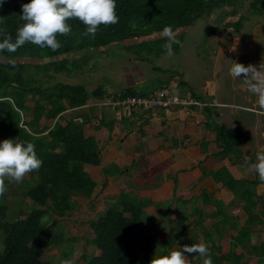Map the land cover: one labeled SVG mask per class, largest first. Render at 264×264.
Instances as JSON below:
<instances>
[{"label":"trees","instance_id":"16d2710c","mask_svg":"<svg viewBox=\"0 0 264 264\" xmlns=\"http://www.w3.org/2000/svg\"><path fill=\"white\" fill-rule=\"evenodd\" d=\"M245 1L251 11L264 15V0ZM23 2L24 0H4L0 6V27L5 30V34L11 33L13 40L18 27L23 23L20 18ZM229 3L231 4V0H117L118 22L101 24L94 36L84 35L87 26L79 18L72 17L68 19V23L72 25L71 32L57 34L61 41V46L57 49L41 47L29 41L14 52L6 49L0 51V136L2 139L17 137L34 142L37 155L43 160L39 169H33L18 182L21 188L18 202H11L6 192L0 195V246L3 245L0 264H51L42 260L41 256L45 250L61 245L65 240L63 232L51 233L53 226L48 223L49 218L52 215H69L77 205L76 197H90L96 188V181L84 169V164L101 163V155L96 153L99 150L96 138L86 136L83 130V123L88 118L82 117L83 121L77 122L75 117H70L63 124L59 121L62 113L87 104L91 98H114L136 93L147 95L153 91L149 85L144 91L130 87L108 94L104 85L88 90L83 84L51 82L56 78L55 75L82 70L94 52L114 43H123L125 49L136 52L139 58L149 61L168 51L165 46L168 37L162 31L168 25L176 33L182 31L177 33L180 43L173 44V51L178 52L184 41V32L197 19ZM243 19L241 16L236 22H228V26L238 31L243 27ZM154 69L176 73L160 66ZM172 77L170 75L164 80L155 81V86H169ZM181 86L189 87L196 96L188 82L181 80ZM30 100L33 101L32 105L28 104ZM43 118L55 122L53 125L42 124ZM206 118L209 119L208 112ZM101 122L111 129L112 122L108 123L104 119ZM207 122L209 123L208 120ZM213 128L216 131L215 142L220 148L216 155L226 157L237 154L239 149L235 132L221 124H215ZM128 167L139 169L138 182L142 185L160 170V166H150L144 156L138 157ZM126 168L113 163L105 167L104 172L106 175L115 172L120 174ZM200 169L202 177L211 176L230 188L244 202L243 208L248 215L242 228L232 224L237 234L229 254L221 253V246L216 244L212 231H201L204 240L211 243L208 247L212 264H247L239 262V257L235 258L234 255L236 247L250 239L252 227L263 222L259 214L254 212L258 203L255 188L259 179H237L225 166L211 170L200 164ZM5 182L6 188L17 192L12 185L13 181L6 179ZM175 182L177 184L176 178ZM147 202L126 191L108 200L104 213L89 220L93 236L87 241L101 254L84 256L87 258L85 264H149L154 254L169 252L168 247L175 242L182 248L185 244L191 246L199 243L197 228L175 225L172 231L177 232L176 237H169L168 247L154 253L151 233L139 238L136 235L142 231L151 232L154 227L152 215L144 210ZM21 203L26 204V211L21 208ZM215 203L219 209L222 208L221 200H215ZM22 213H25V217H21ZM217 214L221 215L222 222H231L223 210H218ZM187 217L188 213L182 214L183 224ZM188 233L192 236H188ZM140 244L145 249L143 256L138 255L137 247ZM253 248L258 256L256 264H264V238ZM215 253L218 255L215 256ZM190 254L197 258L192 264H205L201 262L204 256L199 253Z\"/></svg>","mask_w":264,"mask_h":264},{"label":"crops","instance_id":"0c3cea01","mask_svg":"<svg viewBox=\"0 0 264 264\" xmlns=\"http://www.w3.org/2000/svg\"><path fill=\"white\" fill-rule=\"evenodd\" d=\"M233 40V47L229 50L236 55L225 64L227 75L224 80L219 83L217 79L207 78L198 88H193L197 97L187 87L194 99V103L188 107L147 112L139 109L118 110L113 106L109 112L99 109L100 119L95 123L93 119L96 113L93 110L97 108L95 105L90 106L88 101L83 106L63 112L59 121L64 124L70 117L88 118L83 123V130L86 136L96 138L101 163L84 164V169L97 183L93 194L87 198H93L96 189H101V212L105 210L107 201L116 198L122 191L147 200L144 207L146 211L172 210L171 207H174L181 216L183 213L189 214L184 224L181 220V224L183 228H197L199 243L203 237L202 232L212 231L223 254L230 253L237 234L232 224L242 228L248 215L243 208L244 202L230 188L211 176L202 177L200 164L211 170L225 166L237 179H259L255 188L258 203L254 212L259 214L263 222L252 227L250 239L238 245L234 255L235 258L239 257V262L249 264L253 259L256 264L258 256L253 246L259 245L264 238V180L259 178L251 164L255 162L258 153H264V106L260 105L258 94L249 90L245 78L231 74L230 66L238 60L245 64L251 63L259 72L264 73V32L253 30L240 33ZM206 112L209 119L206 118ZM103 119L108 123L112 122L111 129L101 122ZM44 121L43 118L41 122ZM54 122L52 120L50 125ZM215 124L224 125L235 132L239 149L237 154L226 157L216 155L220 148L215 142ZM130 131L134 139H130ZM140 156H144L150 166H160V170L143 185L136 180L137 188L124 180L123 175H131V168L128 166ZM113 163L127 168L123 173L106 175L104 168ZM87 166L101 167L103 176L95 178L86 169ZM119 180L123 184L118 188L115 183ZM215 200L223 202L221 209ZM218 210H223L231 222H222L221 215L217 214ZM237 210L240 212L233 214ZM152 219L153 216L151 222L154 224ZM198 221L200 224H197ZM203 242L207 246L211 244L204 237ZM224 242L229 244L227 249L224 248ZM163 245L164 248L168 247L167 241Z\"/></svg>","mask_w":264,"mask_h":264},{"label":"rangeland","instance_id":"374dc122","mask_svg":"<svg viewBox=\"0 0 264 264\" xmlns=\"http://www.w3.org/2000/svg\"><path fill=\"white\" fill-rule=\"evenodd\" d=\"M241 16L244 19L243 27L240 30L236 31L228 26V22H236ZM253 30L264 32V15L251 11L248 2L245 0H231V4L220 6L212 13L197 19L184 32V41L178 52L172 51L169 53L167 51L147 61L139 58L136 52L125 49L123 43H114L107 48L104 47L94 52L88 62L84 64L82 70L72 74H56V78L52 79L51 82L62 81L71 84H83L88 90L104 85L108 94H115L130 87L135 88L137 91H144L146 87L149 88V85H151L150 88L155 90L157 89L155 81L164 80L173 75L169 81L172 91L176 94H191L187 87L181 86V80L188 82L194 89L202 85L207 78L217 79L221 83L222 79L224 80V76L227 75L225 73V64L236 55L229 50L233 47L234 36L240 33L252 32ZM181 32L177 31L179 34ZM156 66H160L164 70H173L176 73L156 71L154 69ZM177 72L183 76H180ZM88 101L90 106L95 105L97 108V110H93L96 113V116L93 115V122L95 123L100 119L99 109L109 112L114 106V99L110 96L103 99L91 98ZM28 104L32 105L33 101H28ZM41 123L50 125L52 120L45 119ZM129 133H131L130 139H134L132 132L130 131ZM0 140H2L1 136ZM86 169L95 178L99 179L100 175L103 176L102 169L99 166H87ZM130 171L131 175L124 174L123 179L128 180L130 185L137 186L136 180L139 179L140 171L136 167H132ZM25 176H27V173ZM134 176H136V179ZM115 184L119 188L123 182L119 180ZM12 185L17 192L7 188L6 193L9 194L8 199L15 203L18 202L21 188L17 182L13 181ZM137 188L139 187L137 186ZM96 190L95 196L91 199L78 195L76 197L77 205L69 215L65 217L52 215L49 218L48 223L53 226L52 230H50L51 233L63 232L65 242L45 250L41 256L42 260L49 261L51 264H59L61 258H71L73 264H85L87 258L84 256L101 254L98 249L87 241L93 236L89 220L96 219L104 213V210L102 212L99 210L103 204L102 190L99 188ZM25 205V203H21V208L26 211ZM14 208L15 206L13 205L12 209ZM171 209L147 210L153 216L154 227L151 232L142 231L136 234L139 238L151 233L153 237L151 245H154V253L161 252L162 247L165 246L163 244L169 237H176L177 232L172 231L174 224H179L177 226L181 227L179 210H175L174 207H171ZM238 212L240 211L237 210L233 214ZM21 217H25V213H22ZM53 219H55V222ZM188 236H192V234L188 233ZM200 241L203 242V237L200 238ZM178 245L176 243L173 244L168 248L169 251L180 248ZM223 245L227 249L229 244L224 242ZM2 248L3 245L1 244L0 251ZM137 249L139 256L145 254L142 244ZM238 250L240 251V249ZM186 260L188 264H192L197 261V258L187 253ZM201 262H205V257ZM249 264H254V260L251 259Z\"/></svg>","mask_w":264,"mask_h":264},{"label":"clouds","instance_id":"9594fccd","mask_svg":"<svg viewBox=\"0 0 264 264\" xmlns=\"http://www.w3.org/2000/svg\"><path fill=\"white\" fill-rule=\"evenodd\" d=\"M3 3L4 0H0V6ZM21 8L23 23L18 27L14 40L11 33L5 34V30L0 27V36H3L0 39V51L6 49L14 52L29 41L41 47L57 49L61 46L57 34L71 32L72 25L68 19L72 17L79 18L87 26L84 32L86 36H94L101 24H115L119 20L117 0H24ZM162 31L168 37L165 46L171 53L173 44L180 43V40L172 26H165ZM230 72L235 77L245 78L249 90L258 94L259 103L264 106V73L259 72L255 65L238 60L230 66ZM42 163L34 142L17 137L0 140V195L7 190L6 179L21 182L26 173L39 169ZM251 167L264 180V153L257 154ZM187 253H199L205 257V264H212L210 249L204 242L191 246L185 244L183 248L154 254L149 264H188ZM59 264H73V261L71 258H61Z\"/></svg>","mask_w":264,"mask_h":264},{"label":"built area","instance_id":"2783aa9c","mask_svg":"<svg viewBox=\"0 0 264 264\" xmlns=\"http://www.w3.org/2000/svg\"><path fill=\"white\" fill-rule=\"evenodd\" d=\"M113 99V105L118 110L139 109L147 112L163 108L188 107L194 103L190 94H176L170 85L157 88L147 95L136 93L114 97ZM74 119L77 122L83 121L81 116H76Z\"/></svg>","mask_w":264,"mask_h":264},{"label":"water","instance_id":"95a60500","mask_svg":"<svg viewBox=\"0 0 264 264\" xmlns=\"http://www.w3.org/2000/svg\"><path fill=\"white\" fill-rule=\"evenodd\" d=\"M97 154L99 153V151L96 152Z\"/></svg>","mask_w":264,"mask_h":264}]
</instances>
